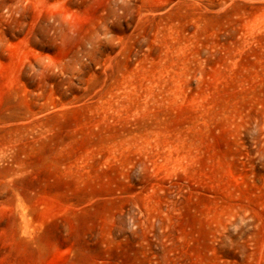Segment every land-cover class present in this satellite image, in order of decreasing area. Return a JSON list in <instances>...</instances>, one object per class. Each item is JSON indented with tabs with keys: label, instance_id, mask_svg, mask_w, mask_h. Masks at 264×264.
Listing matches in <instances>:
<instances>
[{
	"label": "rangeland",
	"instance_id": "obj_1",
	"mask_svg": "<svg viewBox=\"0 0 264 264\" xmlns=\"http://www.w3.org/2000/svg\"><path fill=\"white\" fill-rule=\"evenodd\" d=\"M0 264H264V0H0Z\"/></svg>",
	"mask_w": 264,
	"mask_h": 264
}]
</instances>
